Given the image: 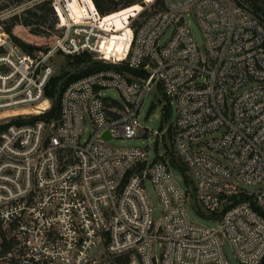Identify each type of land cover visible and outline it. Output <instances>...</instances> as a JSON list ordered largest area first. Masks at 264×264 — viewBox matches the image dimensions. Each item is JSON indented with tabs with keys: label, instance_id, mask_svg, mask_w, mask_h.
<instances>
[{
	"label": "built area",
	"instance_id": "2783aa9c",
	"mask_svg": "<svg viewBox=\"0 0 264 264\" xmlns=\"http://www.w3.org/2000/svg\"><path fill=\"white\" fill-rule=\"evenodd\" d=\"M52 4L60 34L32 55L0 24V264H229L226 245L238 264H261L260 20L230 0H142L119 49L105 50L103 17L76 15L68 0ZM56 53L108 68L66 85L48 120ZM152 89L175 109L152 132L162 143L169 131L174 165L164 151L151 158L148 148L111 144L146 135L140 111Z\"/></svg>",
	"mask_w": 264,
	"mask_h": 264
},
{
	"label": "rangeland",
	"instance_id": "374dc122",
	"mask_svg": "<svg viewBox=\"0 0 264 264\" xmlns=\"http://www.w3.org/2000/svg\"><path fill=\"white\" fill-rule=\"evenodd\" d=\"M42 1L43 0H20L19 3H15V0H0V21L4 22V25H7L9 23L10 18H12L13 16H17V20H14L12 23L14 25V28L12 29V34H14L23 42L29 44H44L45 42L46 45H49L51 44L49 42H51L53 38L58 37L59 35L58 31H56L55 29H49V26L52 23V16L47 17L45 19V22L41 25H37L36 23L38 18L32 15L33 13L37 14V16H40L42 14L40 8L37 7ZM230 1L242 6L249 12H253L258 18H260L262 22H264L262 20L263 14L261 13V11H258L260 9L264 10V0ZM68 2L71 5L72 12L74 14L78 15L79 12H84V8L80 6L78 0H68ZM186 20L189 23V27L191 29L194 41L197 43L198 46H202V35L196 23L191 18H186ZM24 21L30 22L31 25H29L28 27H24ZM104 32L106 38L108 39L107 44L104 46V49L108 50L111 47H116L117 49H119L123 42L124 36H122L121 34H113L106 31ZM121 33L126 35L128 33V30L124 29L121 31ZM75 58L76 57H66L59 53L54 54L50 59V62L51 64H53L55 70L52 79L61 76L62 79L58 83L61 84L64 80L71 76L77 77V75H79L82 69L87 66H90L91 62H94L91 58L90 62H86V60H83V62L85 63H80L79 65H77L76 62L78 60H76ZM112 69L117 70V68ZM106 95L115 98L119 97L117 91L115 90H110L106 92ZM165 116L167 119H171V121H173L175 118V109L173 105L168 106V102L163 99V94L161 91H159L158 89H152L144 97V102L140 111L141 126L147 129L146 135L140 139L123 140L122 142L114 141L111 144L120 147L148 148L151 158H154L155 155H160L162 151H164L166 154H170L172 146L169 131L165 132L162 135V143L156 136H153L152 134L153 131L161 130V125L164 122ZM85 127L86 131L84 132L83 138H86L88 136V133L90 132V126L86 124ZM177 176L178 178H181V175ZM179 184L182 185V182L179 181ZM243 188L248 192H252L257 189L256 186H243ZM146 191L152 204L154 220L158 221L160 218V207L158 201L149 185H146ZM188 215L191 221L201 226L208 228L216 226L214 223H208L192 212H189ZM225 255L229 264H238L234 258L231 248L228 245H226L225 247Z\"/></svg>",
	"mask_w": 264,
	"mask_h": 264
},
{
	"label": "trees",
	"instance_id": "16d2710c",
	"mask_svg": "<svg viewBox=\"0 0 264 264\" xmlns=\"http://www.w3.org/2000/svg\"><path fill=\"white\" fill-rule=\"evenodd\" d=\"M20 0H15V3H19ZM80 3V6L84 8L85 14H90L91 16H94V18H98L100 15L103 17V21L101 22L102 31H108V26L112 27L111 29H114L115 32L113 34H121V31L124 29H128L129 20L130 18H135L138 16V14L141 12L142 7V0H78ZM42 11V14L40 16H37V14H32L34 17H37V25H41L45 22V19L49 16H52V23L49 26V29H55L60 34V30L57 28V25L60 23V18L52 4V0H43L39 6ZM96 9V10H95ZM97 11V12H96ZM261 11L263 14L262 20L264 21V10H258ZM252 15H254L256 18V14L253 12H250ZM99 14V15H98ZM260 20V18H258ZM14 20H17V16H13L9 19V23L7 25H4V22L0 21V24L2 25L3 31L12 38L17 46L20 48V50L28 55H32L35 52L41 51L45 48H47L46 43H26L17 38L14 34H12V29L14 28V25L12 24ZM260 22L264 25V22L260 20ZM30 22L24 21V27H28ZM100 25V26H101ZM56 38V37H55ZM54 38L51 40L52 43ZM44 45V46H43ZM82 56V57H81ZM81 56H77L75 59L78 60L76 62L77 65L80 63H85L83 60H86V62L91 61V56L87 54H83ZM108 67L107 65L101 64L99 62H91L90 66L85 67L81 70L79 75L77 77H69L66 80H64L61 84H58L59 81H61L62 77L54 78L49 83V89L47 88L45 96L48 98H51L49 100L52 101L51 109L48 113L42 116V118L46 119H52L58 117V98L60 92L63 90V88L68 85L70 82L79 79L83 76H86L95 70ZM47 98V99H48ZM37 118H31L28 122H33ZM166 116L164 117V120H166ZM171 165H174L175 159L172 157L171 154H169ZM261 264H264V260Z\"/></svg>",
	"mask_w": 264,
	"mask_h": 264
},
{
	"label": "water",
	"instance_id": "95a60500",
	"mask_svg": "<svg viewBox=\"0 0 264 264\" xmlns=\"http://www.w3.org/2000/svg\"><path fill=\"white\" fill-rule=\"evenodd\" d=\"M102 137L106 138V139H109V136L107 135V133H104Z\"/></svg>",
	"mask_w": 264,
	"mask_h": 264
}]
</instances>
